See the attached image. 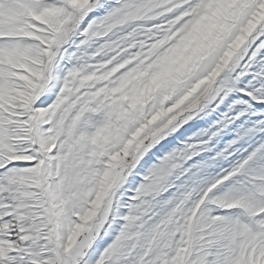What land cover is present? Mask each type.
<instances>
[{
  "label": "snow or ice",
  "instance_id": "6c2138e0",
  "mask_svg": "<svg viewBox=\"0 0 264 264\" xmlns=\"http://www.w3.org/2000/svg\"><path fill=\"white\" fill-rule=\"evenodd\" d=\"M0 264H264V0H0Z\"/></svg>",
  "mask_w": 264,
  "mask_h": 264
}]
</instances>
